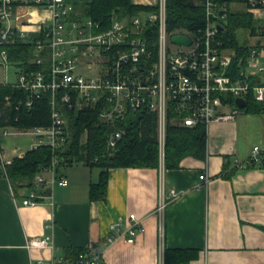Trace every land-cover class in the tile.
Listing matches in <instances>:
<instances>
[{
    "label": "built area",
    "instance_id": "built-area-1",
    "mask_svg": "<svg viewBox=\"0 0 264 264\" xmlns=\"http://www.w3.org/2000/svg\"><path fill=\"white\" fill-rule=\"evenodd\" d=\"M146 5L155 7V11L130 19L112 17L111 25L102 29L98 22L78 15L67 0H0V87L10 89L0 100V118L5 116L7 122L14 114L13 120L18 121L40 93L50 95L48 125L22 129L6 124L0 126V136L30 133L32 148L45 145L56 152L66 142V122L60 106L75 111L96 109L99 122L110 128L107 148L112 151L125 134L118 122L128 111L147 109L156 115L161 193L156 212L162 219L166 206L162 168L167 123L206 128L212 121L232 119L245 107L238 106L235 99H244L246 105L250 93L264 112L263 66L259 61L264 43V0H202V26L171 34L166 31L165 0H151ZM239 10L257 20V33L248 37L258 47L249 49L245 67L232 77L227 71L234 51L223 46L218 32L224 31L228 13ZM154 25L157 40L149 44L146 32ZM173 34L187 35L190 43H173ZM20 42L30 43L28 62L11 58V48ZM8 66L14 68L13 81L5 75ZM252 78L259 82L251 85ZM170 111L173 116L169 119ZM263 153V146L254 145L247 161H256ZM0 160L3 164L11 161L3 159L1 147ZM57 164L54 156L35 175L34 187L27 188L23 205L38 204L55 184L67 185L66 179L57 174ZM199 179L209 181L206 173ZM128 218L125 231L131 243L143 226L134 214ZM160 225L162 237V222ZM109 229L107 243L115 239L112 232H118L119 222L111 223ZM26 246L52 248V240L48 235L31 237ZM96 260L95 255L81 253L74 260L53 257L38 264H91Z\"/></svg>",
    "mask_w": 264,
    "mask_h": 264
},
{
    "label": "crops",
    "instance_id": "crops-1",
    "mask_svg": "<svg viewBox=\"0 0 264 264\" xmlns=\"http://www.w3.org/2000/svg\"><path fill=\"white\" fill-rule=\"evenodd\" d=\"M33 140L30 135L28 147L2 151L3 159L23 156ZM254 145L264 147V112L210 122L204 158L186 156L179 168H162V219L156 212L160 167L109 168L104 199L91 200L88 190L99 168L63 164L57 174L67 185L55 184L34 206L22 204L27 187L13 191L1 177L0 264H38L64 257L70 247L89 250L97 257L91 264H164L166 248L197 250V257L178 264H264V166L247 161ZM202 173L207 183L199 179ZM130 214L143 226L131 243L125 231ZM113 222L119 229L107 243ZM44 235L52 248L26 246L28 238Z\"/></svg>",
    "mask_w": 264,
    "mask_h": 264
},
{
    "label": "trees",
    "instance_id": "trees-1",
    "mask_svg": "<svg viewBox=\"0 0 264 264\" xmlns=\"http://www.w3.org/2000/svg\"><path fill=\"white\" fill-rule=\"evenodd\" d=\"M166 2V31L171 34L175 30H193L202 26L204 10L202 0H165ZM78 15L88 17L98 22L102 29L111 25L112 17L132 18L144 12L155 11V7L136 4L134 0H90L86 4H73ZM259 24L252 15L245 11H231L228 13L224 31L218 32V39L225 48L234 51L227 74L237 77L246 65L249 49L256 44L247 42L246 35H255ZM151 32H146L149 44L156 43V26H150ZM246 33V34H245ZM264 34V33H263ZM249 38V37H248ZM18 43L11 48L12 60L30 59V43ZM30 64V63H29ZM34 67V66H32ZM251 85L259 80L252 78ZM10 89L0 87V100ZM61 92H59L60 94ZM48 92L40 93L34 99L33 106L22 112L18 121H14V114H10L9 121L5 116L0 118V126L13 125L19 128L46 126L50 122V106ZM61 111L66 122V142L53 152L50 147L41 145L29 149L23 156L14 157L9 164L0 160V178L4 177L16 188L34 187V177L44 167L51 163L54 156L60 165L73 162H83L89 167H97L98 181L89 186V198L104 199L107 184V170L113 167H152L159 166L158 140L156 115L147 109L128 111L118 125L125 129V134L118 141L114 150L107 148V138L110 128L99 122L98 110L83 109L72 110L66 105H61ZM243 111L259 113L262 111L260 103L254 101L251 93L247 98ZM173 113L168 114L169 119ZM85 133V138L82 134ZM206 128L203 125L194 127L179 126L167 123L164 144L165 169H177L181 160L186 156L204 158L206 154ZM261 164L264 166V153L257 162L251 161L250 165ZM89 253L83 248L70 247L64 256L67 259H77L79 254ZM197 257L196 249H164L163 263H184Z\"/></svg>",
    "mask_w": 264,
    "mask_h": 264
},
{
    "label": "rangeland",
    "instance_id": "rangeland-1",
    "mask_svg": "<svg viewBox=\"0 0 264 264\" xmlns=\"http://www.w3.org/2000/svg\"><path fill=\"white\" fill-rule=\"evenodd\" d=\"M67 1H69L70 3H73V4L82 5V4L88 3L90 0H67ZM246 39H247V42H249V43L254 42V40L249 39L247 35H246ZM263 57H264V49L262 48L261 54L259 56L260 65H262V66H263V62H264ZM5 75L9 81H13L15 79V71H14L13 66L7 67ZM25 129H28V128H25ZM29 134L30 133H25L24 135L23 134H20V135H14V134L1 135L0 136V147H2V151H4L5 154H7V152L9 154V152L12 148L19 147V148L24 149L25 147H28V144L30 141V135H31V134L30 135ZM82 137L85 138V133L82 134ZM61 167H62V165H60L59 168H61ZM93 170L96 171L97 169H93Z\"/></svg>",
    "mask_w": 264,
    "mask_h": 264
},
{
    "label": "water",
    "instance_id": "water-1",
    "mask_svg": "<svg viewBox=\"0 0 264 264\" xmlns=\"http://www.w3.org/2000/svg\"><path fill=\"white\" fill-rule=\"evenodd\" d=\"M218 30H221L222 27L221 26H217ZM170 40L173 42V43H176V44H185V45H188L190 43V39L187 35H184V34H173L171 37H170ZM235 103L240 106V107H244L245 106V100L242 99V98H236L235 99Z\"/></svg>",
    "mask_w": 264,
    "mask_h": 264
}]
</instances>
